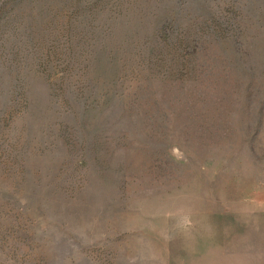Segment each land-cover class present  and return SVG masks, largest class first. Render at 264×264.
Instances as JSON below:
<instances>
[{
    "label": "rangeland",
    "instance_id": "1",
    "mask_svg": "<svg viewBox=\"0 0 264 264\" xmlns=\"http://www.w3.org/2000/svg\"><path fill=\"white\" fill-rule=\"evenodd\" d=\"M0 264H264V0H0Z\"/></svg>",
    "mask_w": 264,
    "mask_h": 264
}]
</instances>
